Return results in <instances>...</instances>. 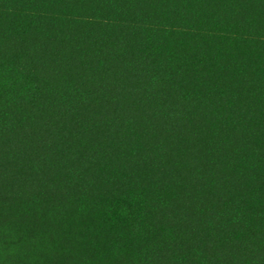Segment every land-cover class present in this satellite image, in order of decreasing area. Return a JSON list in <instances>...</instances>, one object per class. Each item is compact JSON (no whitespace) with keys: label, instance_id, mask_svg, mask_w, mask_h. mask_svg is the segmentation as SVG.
<instances>
[{"label":"trees","instance_id":"16d2710c","mask_svg":"<svg viewBox=\"0 0 264 264\" xmlns=\"http://www.w3.org/2000/svg\"><path fill=\"white\" fill-rule=\"evenodd\" d=\"M108 2L0 10V262L264 264V0Z\"/></svg>","mask_w":264,"mask_h":264},{"label":"rangeland","instance_id":"374dc122","mask_svg":"<svg viewBox=\"0 0 264 264\" xmlns=\"http://www.w3.org/2000/svg\"><path fill=\"white\" fill-rule=\"evenodd\" d=\"M117 1L118 0H109L108 2V12L111 17H115V14L117 11ZM4 7H5V0H0V10H2ZM90 28L93 30H97L101 28L115 29L118 27L116 25L115 26L108 25L107 23H104V22L94 21L90 23ZM202 36L209 39L212 45L216 46L217 48L221 50V54L223 55L224 62L226 66L228 67L231 76L233 77V84H230V86H228L224 90L223 110L227 113L242 110V107L244 105L245 95L247 93V82L242 77L238 66L232 60L231 45L227 43L225 40H223L222 38L216 37L214 35L203 34ZM177 39H178L177 34L170 32V31L163 32L164 44L161 47L165 49L166 51L165 60H166L167 66H174L176 62L179 60V57L173 52V41ZM256 224L262 230V236L264 237V224L262 221V217L259 215L256 217ZM5 227L6 226L0 228V229H3L0 231V237L7 247H5L3 251H0V259H2L5 255H7V257H10L13 254L14 250L20 251L19 248H21V246L16 245L15 243L17 241L16 238L19 237V235L15 233L14 229L5 228ZM2 232L3 234L1 236ZM8 242L13 243L14 246L11 244H8ZM10 259H13V258L10 257ZM4 260H2L0 264H7L6 263L7 259H4Z\"/></svg>","mask_w":264,"mask_h":264}]
</instances>
